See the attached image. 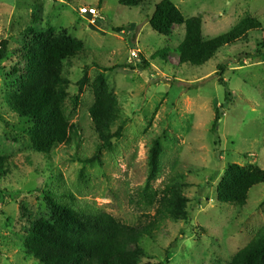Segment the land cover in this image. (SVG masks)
Instances as JSON below:
<instances>
[{
    "label": "rangeland",
    "instance_id": "obj_1",
    "mask_svg": "<svg viewBox=\"0 0 264 264\" xmlns=\"http://www.w3.org/2000/svg\"><path fill=\"white\" fill-rule=\"evenodd\" d=\"M161 1L129 8L119 0H0V47L4 42L7 47L0 68V156L9 157L11 169L0 177V264L35 263L24 241L31 222L48 215L47 191L68 190L124 223L146 224L154 207L136 200L156 139L163 152L154 188L162 190L172 178L184 176L189 218L165 220L152 239L144 238L148 257L141 264H229L264 227V184L250 190L243 208L219 204L216 196L229 164L264 169V0H171L186 18L201 17L205 39L228 32L247 15L263 24L200 67L179 63L184 26H174L168 37L151 28L149 19ZM83 6L97 7L104 21L81 16ZM31 27L65 30L84 43L85 53L66 64L70 97L78 94L85 68L90 79L73 117L78 135L49 158L32 148L31 124L4 102L25 67L23 47L33 37L27 33ZM141 55L150 64L147 69L140 67ZM102 67L126 126L123 138L103 151L101 164H84L98 143L88 110L93 104L90 84ZM220 76L227 87L219 84ZM227 92L231 102L223 110L217 144L212 127ZM67 109H72L70 99Z\"/></svg>",
    "mask_w": 264,
    "mask_h": 264
},
{
    "label": "trees",
    "instance_id": "obj_2",
    "mask_svg": "<svg viewBox=\"0 0 264 264\" xmlns=\"http://www.w3.org/2000/svg\"><path fill=\"white\" fill-rule=\"evenodd\" d=\"M144 1L119 0V3L134 8ZM149 24L157 34L165 37L172 34L174 26H184L185 35L178 46L179 63L195 67L207 64L222 48L247 39L251 31L263 29L260 19L247 15L228 32L205 39L201 17L186 18L171 0L156 5ZM27 33L33 37L23 47L25 67L15 81L16 87L6 92L4 102L12 114L31 124L28 135L32 148L49 158L55 149L70 145L78 135V125L73 122V117L80 94L90 79L85 68L83 77L77 82L78 94L70 97L71 81L66 76V64L85 53L84 43L65 30L56 33L51 29L38 31L31 27ZM6 51L4 42L0 47V68ZM260 55L262 52L258 51L257 56ZM161 56L166 58V53ZM139 60L142 62L140 67H149L143 55ZM104 71L107 69L98 72L90 84L93 104L88 111L98 143L94 156L83 161L84 164H101L103 151H110L114 142L124 136L126 120L122 119V106ZM219 84L227 87L221 76ZM229 95L227 92L223 105L216 109L212 133L217 144L219 122L223 110L231 102ZM68 99L72 104L71 111L67 109ZM162 152L161 142L154 140L148 150L147 177L136 200L138 205L154 207L155 214L147 216L146 224L132 226L124 223L78 200L68 190L47 191L44 199L48 215L31 222L24 241L27 256L34 264H141L148 257L142 247L144 238L152 239L154 230L165 220L178 222L189 218L190 200L184 193L187 185L184 176L172 178L162 190L154 188L162 174ZM10 172L9 157L0 156V177H6ZM260 184H264V169L260 166L229 164L216 189L217 201L243 208L247 205L250 190ZM229 264H264V227Z\"/></svg>",
    "mask_w": 264,
    "mask_h": 264
},
{
    "label": "built area",
    "instance_id": "obj_3",
    "mask_svg": "<svg viewBox=\"0 0 264 264\" xmlns=\"http://www.w3.org/2000/svg\"><path fill=\"white\" fill-rule=\"evenodd\" d=\"M79 13L81 16L89 18L93 23L104 21L102 12L94 6H83L79 8Z\"/></svg>",
    "mask_w": 264,
    "mask_h": 264
}]
</instances>
